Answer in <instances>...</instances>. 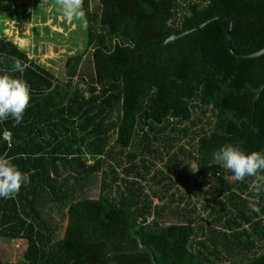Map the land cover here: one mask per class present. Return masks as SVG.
I'll use <instances>...</instances> for the list:
<instances>
[{
	"label": "trees",
	"instance_id": "16d2710c",
	"mask_svg": "<svg viewBox=\"0 0 264 264\" xmlns=\"http://www.w3.org/2000/svg\"><path fill=\"white\" fill-rule=\"evenodd\" d=\"M90 3L87 79L85 52L67 60L66 80L31 58L28 22L4 30L19 47L0 39V74L19 77L20 61L32 97L22 123L0 120V156L31 174L0 198V238L27 243L16 264H152L149 254H124L141 247L156 264H264V191L254 188L264 170L231 181L213 159L227 144L264 150V54L234 56L228 22L215 19L232 20L237 53L259 52L264 0ZM172 204L179 222L166 226ZM0 264L15 263L0 253Z\"/></svg>",
	"mask_w": 264,
	"mask_h": 264
},
{
	"label": "rangeland",
	"instance_id": "374dc122",
	"mask_svg": "<svg viewBox=\"0 0 264 264\" xmlns=\"http://www.w3.org/2000/svg\"><path fill=\"white\" fill-rule=\"evenodd\" d=\"M98 4L99 0H91L90 8L97 9ZM81 6L83 10V0H81ZM20 20L30 23L31 26V46L27 51L28 55L52 70L59 80H66L67 60L84 52L81 76L84 75L86 77L84 79H87L88 72L92 73L93 58L91 51L86 50L87 23L83 18L68 22L59 8L57 0H0V34H3L6 29H11L13 22L17 23ZM20 38L23 39L24 36ZM90 67L91 70H88ZM81 76L74 79V84L80 80ZM191 167L194 172L197 171L196 163L193 162ZM229 179L235 180L233 176ZM99 193L100 189L97 184L89 196L97 198ZM193 202L197 205V213H200V216L205 219L206 212L203 211L204 202L202 199L194 198ZM176 209L177 204L170 206L165 214L164 225L170 226L179 222L178 217L173 214ZM52 217L60 223V228L63 231L65 223L60 214L53 213ZM24 242L26 241L0 239L2 258L11 263H20L23 260L22 245Z\"/></svg>",
	"mask_w": 264,
	"mask_h": 264
},
{
	"label": "clouds",
	"instance_id": "9594fccd",
	"mask_svg": "<svg viewBox=\"0 0 264 264\" xmlns=\"http://www.w3.org/2000/svg\"><path fill=\"white\" fill-rule=\"evenodd\" d=\"M57 3L68 22L83 18L81 0H57ZM24 70L21 62L16 61L12 71L19 72V77L0 74V120L11 117L16 124L23 122L32 98L30 85L23 79ZM213 159L215 164L229 170L236 181L242 182L264 170V150L247 153L237 145L227 144L214 153ZM30 183V173L22 172L7 156H0V198H10ZM254 188L259 194L264 191V184H254ZM249 207L252 212L259 214L261 211L255 204Z\"/></svg>",
	"mask_w": 264,
	"mask_h": 264
},
{
	"label": "water",
	"instance_id": "95a60500",
	"mask_svg": "<svg viewBox=\"0 0 264 264\" xmlns=\"http://www.w3.org/2000/svg\"><path fill=\"white\" fill-rule=\"evenodd\" d=\"M218 18H219V19H224V20H226V21L228 22V27H227V30H226V42H227V46H228L229 50L231 51V53H232L234 56L239 57V58H243V57H258V56H261V55L264 54V49L261 50V51H259V52H256V53H253V54H250V55H242V54L237 53V52L234 50L233 45H232V43H231V41H230V35H231V31H232V26H233V22H232V20H231L228 16H225V15H223V16H219V17H217V18H215V19H218ZM212 20H213V19H212ZM201 28H202V26H200V27L198 28V30L201 29ZM188 33H189V32H186V33H183V34H179V35L173 36L172 38H170V39L167 41V43H168V42H172V41H174V40H176V39H178V38H180V37H182V36H184V35H186V34H188ZM255 107H256V104H255ZM134 253L149 254V255L151 256L152 264H156L155 257H154V252H153L152 249H150V248H146V247H141L140 249H138V250H136V251L126 252V253H124V254H134ZM117 254H121V253H113V255H117ZM111 264H118V263L114 261V262H111Z\"/></svg>",
	"mask_w": 264,
	"mask_h": 264
},
{
	"label": "crops",
	"instance_id": "0c3cea01",
	"mask_svg": "<svg viewBox=\"0 0 264 264\" xmlns=\"http://www.w3.org/2000/svg\"><path fill=\"white\" fill-rule=\"evenodd\" d=\"M1 38H7L9 41H11V42H13L15 45H17L16 43H15V41H13V39L9 36V35H7L5 32L3 33V34H0V39ZM18 46V45H17ZM19 47V46H18ZM1 239V238H0ZM3 239V238H2ZM8 240H10V239H8ZM14 241H17V240H15L14 239ZM20 241V240H19ZM24 241V240H23ZM27 245V243L26 242H24V244L22 245L23 246V252L22 253H24V251H25V249H26V246ZM25 246V247H24ZM2 252V250H0V253ZM2 254V253H1Z\"/></svg>",
	"mask_w": 264,
	"mask_h": 264
},
{
	"label": "built area",
	"instance_id": "2783aa9c",
	"mask_svg": "<svg viewBox=\"0 0 264 264\" xmlns=\"http://www.w3.org/2000/svg\"><path fill=\"white\" fill-rule=\"evenodd\" d=\"M4 139L8 142L11 141V138H12V135L10 132H5L4 135H3Z\"/></svg>",
	"mask_w": 264,
	"mask_h": 264
}]
</instances>
